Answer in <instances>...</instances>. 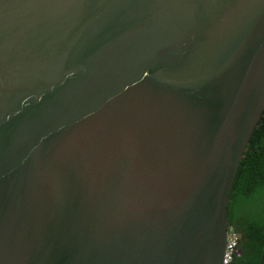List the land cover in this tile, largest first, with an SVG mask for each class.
<instances>
[{
	"label": "water",
	"instance_id": "95a60500",
	"mask_svg": "<svg viewBox=\"0 0 264 264\" xmlns=\"http://www.w3.org/2000/svg\"><path fill=\"white\" fill-rule=\"evenodd\" d=\"M263 115L264 0H0V264H223Z\"/></svg>",
	"mask_w": 264,
	"mask_h": 264
},
{
	"label": "trees",
	"instance_id": "16d2710c",
	"mask_svg": "<svg viewBox=\"0 0 264 264\" xmlns=\"http://www.w3.org/2000/svg\"><path fill=\"white\" fill-rule=\"evenodd\" d=\"M228 216L239 237L231 264H260L264 250V115L237 174Z\"/></svg>",
	"mask_w": 264,
	"mask_h": 264
},
{
	"label": "built area",
	"instance_id": "2783aa9c",
	"mask_svg": "<svg viewBox=\"0 0 264 264\" xmlns=\"http://www.w3.org/2000/svg\"><path fill=\"white\" fill-rule=\"evenodd\" d=\"M238 243H239L238 235L232 229H230L228 244H227V248H226V255H225V259H224L223 264H231L232 263L233 255L237 251Z\"/></svg>",
	"mask_w": 264,
	"mask_h": 264
}]
</instances>
